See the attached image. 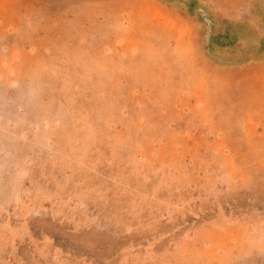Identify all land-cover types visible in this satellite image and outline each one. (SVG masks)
Instances as JSON below:
<instances>
[{
	"label": "rangeland",
	"instance_id": "374dc122",
	"mask_svg": "<svg viewBox=\"0 0 264 264\" xmlns=\"http://www.w3.org/2000/svg\"><path fill=\"white\" fill-rule=\"evenodd\" d=\"M0 264H264V0H0Z\"/></svg>",
	"mask_w": 264,
	"mask_h": 264
}]
</instances>
